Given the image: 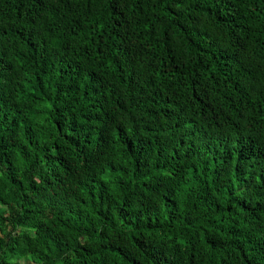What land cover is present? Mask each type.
<instances>
[{"label":"trees","instance_id":"trees-1","mask_svg":"<svg viewBox=\"0 0 264 264\" xmlns=\"http://www.w3.org/2000/svg\"><path fill=\"white\" fill-rule=\"evenodd\" d=\"M0 264H264V0H0Z\"/></svg>","mask_w":264,"mask_h":264},{"label":"rangeland","instance_id":"rangeland-1","mask_svg":"<svg viewBox=\"0 0 264 264\" xmlns=\"http://www.w3.org/2000/svg\"><path fill=\"white\" fill-rule=\"evenodd\" d=\"M22 263H25V262H22Z\"/></svg>","mask_w":264,"mask_h":264}]
</instances>
